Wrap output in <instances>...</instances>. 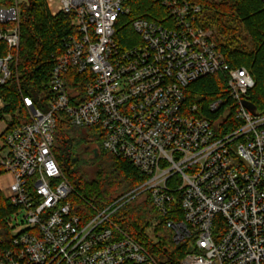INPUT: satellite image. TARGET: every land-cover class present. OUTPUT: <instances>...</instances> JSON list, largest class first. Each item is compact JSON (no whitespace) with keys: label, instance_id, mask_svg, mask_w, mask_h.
Returning <instances> with one entry per match:
<instances>
[{"label":"built area","instance_id":"obj_1","mask_svg":"<svg viewBox=\"0 0 264 264\" xmlns=\"http://www.w3.org/2000/svg\"><path fill=\"white\" fill-rule=\"evenodd\" d=\"M23 1L0 0L8 49L0 86L17 68ZM154 1L163 19L132 21L122 46L116 35L128 0H45L74 31L52 56L45 100L19 91L25 121L11 125L7 116L0 131V193L12 209L0 264H160L111 220L134 199L147 200L173 243L187 246L179 264H264V111L243 105L255 82L228 66L201 25V6ZM217 73L227 97L210 102L205 117L185 90ZM59 116L96 129L104 151L148 179L103 209L87 204L89 215L74 214L54 154Z\"/></svg>","mask_w":264,"mask_h":264},{"label":"trees","instance_id":"obj_2","mask_svg":"<svg viewBox=\"0 0 264 264\" xmlns=\"http://www.w3.org/2000/svg\"><path fill=\"white\" fill-rule=\"evenodd\" d=\"M201 6V25L209 29L216 24L221 35L230 39L214 41L231 68H245L255 82L248 94V101L256 111H264V1L241 0L236 4L215 0H186ZM129 14L121 19L116 35L122 46L133 37L130 23L136 19L157 21L165 16L164 10L154 0H128ZM208 15V19L205 16ZM234 16L248 33L252 49L233 47L234 29H226L222 18ZM124 24V25H123ZM68 16L51 17L45 0H24L20 12V47L17 68H12L11 79L0 86V121L11 116V125L25 121L26 114L20 94L32 98L35 104L45 100L52 56L62 51V40L73 34ZM231 42V43H230ZM8 53L0 42V57ZM76 76V75H75ZM78 76H76L77 78ZM187 105L196 104L205 117L207 105L227 97L225 77L219 73L206 76L192 83L185 90ZM228 131L227 129L223 132ZM90 150H97L92 156ZM54 154L66 180L73 189L68 201L77 215H89L87 204L103 209L112 202L143 184L148 177L137 171L125 160L113 157L101 148V136L96 129H76L63 116L57 119ZM12 212L11 206L0 193V236H6L5 219ZM123 232L143 246L160 264H179L187 252L184 244L175 245L171 233L165 229L164 219H158L147 200L134 199L124 203L111 217Z\"/></svg>","mask_w":264,"mask_h":264},{"label":"rangeland","instance_id":"obj_3","mask_svg":"<svg viewBox=\"0 0 264 264\" xmlns=\"http://www.w3.org/2000/svg\"><path fill=\"white\" fill-rule=\"evenodd\" d=\"M215 1H226L229 2L230 4H236L237 2H240L241 0H215ZM206 19H208V15L205 16ZM223 24L225 25L226 29H234V35L236 41L232 42L233 47H239L240 49H244L246 51L251 50L252 49V44L250 41V38L248 36V33L244 31L243 26L241 25V23L235 19L234 16H227L226 18H222ZM211 33H212V38L214 39V37H217L218 39H220L221 41H228L231 37V35H227L228 37H226V35H221V32H219V28L216 24H212L210 26V28L208 29ZM231 43V42H230ZM9 122V117L4 116L3 121L0 122V127H3L4 123H8ZM93 151L90 150L87 155V157L92 156ZM12 213H10L11 215ZM22 217V214L20 215ZM8 218V216L6 218H4L5 220ZM18 222H20V219L17 220ZM20 225V224H19Z\"/></svg>","mask_w":264,"mask_h":264},{"label":"water","instance_id":"obj_4","mask_svg":"<svg viewBox=\"0 0 264 264\" xmlns=\"http://www.w3.org/2000/svg\"><path fill=\"white\" fill-rule=\"evenodd\" d=\"M243 105L245 106V108H246L247 110H249V111H251V112L256 111L255 106H254L253 104H251L250 102H246V101H244V102H243ZM94 153H95V152H94Z\"/></svg>","mask_w":264,"mask_h":264},{"label":"crops","instance_id":"obj_5","mask_svg":"<svg viewBox=\"0 0 264 264\" xmlns=\"http://www.w3.org/2000/svg\"><path fill=\"white\" fill-rule=\"evenodd\" d=\"M3 127H0V131H2Z\"/></svg>","mask_w":264,"mask_h":264}]
</instances>
